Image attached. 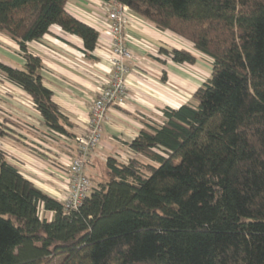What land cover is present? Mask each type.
<instances>
[{
    "label": "trees",
    "instance_id": "trees-1",
    "mask_svg": "<svg viewBox=\"0 0 264 264\" xmlns=\"http://www.w3.org/2000/svg\"><path fill=\"white\" fill-rule=\"evenodd\" d=\"M69 1L0 0V32L25 61L0 63V79L31 98L50 134L74 137L27 47L56 26L95 51L98 32ZM101 1L191 44L160 53L194 65L197 52L211 77L192 101L145 122L126 144L130 158L110 157L78 209L38 189L0 148V264H264V0ZM7 123L18 122L0 123V141L14 131Z\"/></svg>",
    "mask_w": 264,
    "mask_h": 264
},
{
    "label": "crops",
    "instance_id": "crops-1",
    "mask_svg": "<svg viewBox=\"0 0 264 264\" xmlns=\"http://www.w3.org/2000/svg\"><path fill=\"white\" fill-rule=\"evenodd\" d=\"M89 0H70L67 6L72 15L78 8L88 7ZM102 6V5H100ZM96 27L103 16H75ZM130 49L139 58L126 77L129 94L123 106L111 107L104 122L102 143L91 155L86 173L94 186L103 180L105 164L114 155L126 161L130 144L149 120L159 121L161 110L178 109L188 103L186 97L199 88L198 78L188 64L167 61L160 50L189 44L169 32H163L150 22L130 13L124 30ZM30 53L43 62V80L53 92V100L72 124L67 142L49 133L42 124L31 98L23 91L0 79V123L8 118L15 120L16 128L10 137L0 141L9 161L38 189L51 197L65 202V168L62 162L75 153V137L88 133V114L93 101L100 95L112 74L111 50L101 43L95 51L82 58L80 38L53 27L39 42L27 45ZM147 49L149 53H145ZM160 56V57H157ZM0 63L13 68H22L25 61L19 46L0 32ZM197 74V73H196ZM2 141H6L1 143ZM38 154V155H37ZM45 155V158L40 156Z\"/></svg>",
    "mask_w": 264,
    "mask_h": 264
},
{
    "label": "built area",
    "instance_id": "built-area-1",
    "mask_svg": "<svg viewBox=\"0 0 264 264\" xmlns=\"http://www.w3.org/2000/svg\"><path fill=\"white\" fill-rule=\"evenodd\" d=\"M101 7L105 8V15L97 28L92 27L98 32L99 44L104 43L111 50L112 74L107 85L89 108L88 133L73 139L75 153L62 162L66 170L64 184L67 198L64 204L67 209L72 210L78 209L91 194L94 185L86 173V165L102 143L104 122L109 108L125 104L130 90L126 77L130 72V66L139 61L130 49L124 33L130 16L129 8L117 1L104 3ZM144 52L149 53L147 49H144ZM79 54L82 58L88 55L84 49ZM54 134L60 139L72 142L65 135Z\"/></svg>",
    "mask_w": 264,
    "mask_h": 264
},
{
    "label": "rangeland",
    "instance_id": "rangeland-1",
    "mask_svg": "<svg viewBox=\"0 0 264 264\" xmlns=\"http://www.w3.org/2000/svg\"><path fill=\"white\" fill-rule=\"evenodd\" d=\"M103 4L104 3L101 0H89V2H88V5L89 6L88 7H85L86 11H88V12H85L82 8L81 9L78 8V11H82L84 13H81V12L78 13V12L75 11L74 13H77V15H75V16H78V15H80V16H104L105 15V8H102L100 6V5H103ZM6 36L9 37L8 35H6ZM185 44L188 45L187 42H185ZM189 47H192V45L189 44ZM177 48H179V49H184V48L185 49H189V48H187L184 45H178ZM172 49L173 48L169 47V50H172ZM194 54H195V56H196L197 59H196V63L194 64L193 70L195 71V74H193V75L196 78H198V85L200 87V86H202L211 77V74H212V64H211V61L208 58L204 57L203 55L198 54L197 52H194ZM167 61H171V60L170 59H167ZM190 66H191V68L189 66H187V67L189 69H192V65H190ZM132 68H133V65L130 66V71H131ZM189 94H190V97L189 96L186 97V99H188V102L192 101V97H193V94L191 92ZM161 117H159L158 119H160ZM4 142H6V141H2L1 143H4ZM0 148H1V144H0ZM111 156L113 157L114 155H111ZM103 180H105V179H103ZM41 216H42V218H46L49 221H52L54 215L52 213H50V212L43 211L41 213ZM60 260H61L60 257H57V258L53 259V261L50 264H60Z\"/></svg>",
    "mask_w": 264,
    "mask_h": 264
}]
</instances>
